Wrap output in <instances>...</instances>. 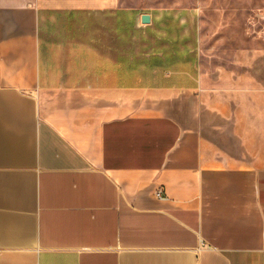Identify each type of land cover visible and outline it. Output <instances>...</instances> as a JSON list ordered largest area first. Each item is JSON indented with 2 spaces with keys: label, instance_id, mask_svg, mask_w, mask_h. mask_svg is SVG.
I'll list each match as a JSON object with an SVG mask.
<instances>
[{
  "label": "crops",
  "instance_id": "0c3cea01",
  "mask_svg": "<svg viewBox=\"0 0 264 264\" xmlns=\"http://www.w3.org/2000/svg\"><path fill=\"white\" fill-rule=\"evenodd\" d=\"M199 36L189 7L0 0V264H264V164L190 124Z\"/></svg>",
  "mask_w": 264,
  "mask_h": 264
},
{
  "label": "rangeland",
  "instance_id": "374dc122",
  "mask_svg": "<svg viewBox=\"0 0 264 264\" xmlns=\"http://www.w3.org/2000/svg\"><path fill=\"white\" fill-rule=\"evenodd\" d=\"M142 9L198 13L200 88L190 124L230 152L231 163L264 164V0H126Z\"/></svg>",
  "mask_w": 264,
  "mask_h": 264
},
{
  "label": "water",
  "instance_id": "95a60500",
  "mask_svg": "<svg viewBox=\"0 0 264 264\" xmlns=\"http://www.w3.org/2000/svg\"><path fill=\"white\" fill-rule=\"evenodd\" d=\"M141 20L143 23H146L149 21V16L148 15H142Z\"/></svg>",
  "mask_w": 264,
  "mask_h": 264
},
{
  "label": "built area",
  "instance_id": "2783aa9c",
  "mask_svg": "<svg viewBox=\"0 0 264 264\" xmlns=\"http://www.w3.org/2000/svg\"><path fill=\"white\" fill-rule=\"evenodd\" d=\"M158 196H160V192H158Z\"/></svg>",
  "mask_w": 264,
  "mask_h": 264
}]
</instances>
